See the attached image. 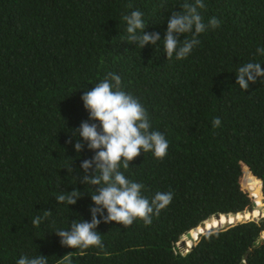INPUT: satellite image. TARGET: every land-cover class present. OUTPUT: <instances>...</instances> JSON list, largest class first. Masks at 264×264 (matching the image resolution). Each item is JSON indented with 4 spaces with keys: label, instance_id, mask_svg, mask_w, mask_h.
<instances>
[{
    "label": "trees",
    "instance_id": "obj_1",
    "mask_svg": "<svg viewBox=\"0 0 264 264\" xmlns=\"http://www.w3.org/2000/svg\"><path fill=\"white\" fill-rule=\"evenodd\" d=\"M192 2L0 0V264L38 254L48 264H264V217L249 218L264 214V83L247 91L235 85L242 64H264L256 54L264 46V0H204L205 23H221L184 60H167L162 42L142 50L126 42L123 17L131 11L163 39L170 15ZM108 73L121 77L122 90L169 143L164 158L141 153L124 175L143 184L150 201L157 192L172 198L151 224L101 223L102 248L69 249L52 233L88 220L91 201L85 193L69 209L56 203L74 184L66 169L77 154L66 140L87 119L83 91ZM79 156L74 172L92 153ZM236 173L250 193L236 185ZM75 187L84 191L79 177ZM44 211L51 216L34 226ZM202 223L216 228L185 253L180 242Z\"/></svg>",
    "mask_w": 264,
    "mask_h": 264
},
{
    "label": "clouds",
    "instance_id": "obj_2",
    "mask_svg": "<svg viewBox=\"0 0 264 264\" xmlns=\"http://www.w3.org/2000/svg\"><path fill=\"white\" fill-rule=\"evenodd\" d=\"M205 8L204 0L185 3L183 11L173 12L167 19L163 39L159 32H145L146 23L141 11H131L123 20L126 24V42L135 44L141 50L145 46L155 47L163 43L166 59L173 57L179 61L191 55L200 44L199 36L210 28L219 27L220 21L212 17L205 23L200 13ZM183 36L184 39H180ZM256 54L264 57V46L256 48ZM262 63L242 64L235 73V85L247 91L250 85L264 83ZM121 77L108 73L103 80L84 90L80 97L87 119L70 130L66 144L72 147L76 157L66 169L74 181L72 191H59L55 197L58 205L75 206L85 195L90 197L89 219H74L69 227L54 234L62 247L69 249H88L103 247L101 234L97 231L100 224L115 223L124 227L131 226L137 219L144 224H151V215L165 208L171 201L172 194L157 192L151 201L142 195L144 185L124 175L122 169H130V162L141 153L151 152L155 158L162 159L167 154L168 140L159 132L152 130L147 110L133 95L122 90ZM213 127H219L221 121L215 118ZM64 152L66 149L63 150ZM87 151L91 158L83 159L79 168L73 171L71 165L79 154ZM84 186V191L75 185ZM94 189V190H93ZM44 211L42 216L32 220L38 226L51 216ZM16 264H48V257L43 255H21Z\"/></svg>",
    "mask_w": 264,
    "mask_h": 264
},
{
    "label": "water",
    "instance_id": "obj_3",
    "mask_svg": "<svg viewBox=\"0 0 264 264\" xmlns=\"http://www.w3.org/2000/svg\"><path fill=\"white\" fill-rule=\"evenodd\" d=\"M244 166V165H243ZM246 169H247V172L255 179V180H257L253 175H252V173L250 172V170L246 167ZM234 182L236 183V185H238V186H240L241 187V189L242 190H245V191H247V192H249L250 193V191H248L247 189H245V187H244V182H243V180H241L240 179V177H239V175H238V173H236L235 174V176H234ZM257 181H259V180H257ZM259 183H260V185H261V182L259 181ZM259 191H260V195H259V197H260V202H262V199H263V196H262V193H261V187H260V189H259ZM254 199H255V201H256V198L254 197V196H252ZM263 206V205H262ZM256 207H258V205H257V203H256ZM253 213H254V211L251 209V208H249L248 209V212H247V214L248 215H253ZM221 215H219V214H216L215 215V217H214V220H216V221H220L221 220ZM261 217H264V214L262 213V212H260V211H258V214H257V216L256 217H249V218H261ZM224 218L225 219H227V220H229V216L228 215H224ZM249 218H245V220H248ZM236 219V218H235ZM219 224H221V223H219ZM224 225H228V224H231L229 221L227 222V223H223ZM222 225V224H221ZM220 226V225H219ZM212 228H216V227H209L208 226V224H204V223H202V224H200V226H199V229H197V232L196 233H193V232H189V233H187L186 235H185V239H183L181 242H180V247L185 251V253H187L188 252V249L191 247V245L197 240V238H198V236L200 235V234H202L203 232H205V231H209V230H211ZM195 235V236H194ZM190 241V244H188V242Z\"/></svg>",
    "mask_w": 264,
    "mask_h": 264
},
{
    "label": "rangeland",
    "instance_id": "obj_4",
    "mask_svg": "<svg viewBox=\"0 0 264 264\" xmlns=\"http://www.w3.org/2000/svg\"><path fill=\"white\" fill-rule=\"evenodd\" d=\"M241 220V219H240ZM242 220H244V219H242ZM263 235H264V233H263Z\"/></svg>",
    "mask_w": 264,
    "mask_h": 264
}]
</instances>
